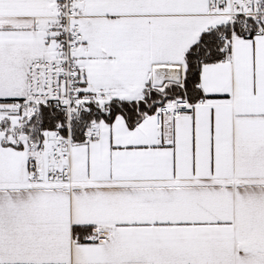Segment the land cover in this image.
Masks as SVG:
<instances>
[{"label": "snow or ice", "instance_id": "obj_1", "mask_svg": "<svg viewBox=\"0 0 264 264\" xmlns=\"http://www.w3.org/2000/svg\"><path fill=\"white\" fill-rule=\"evenodd\" d=\"M0 264H264V0H0Z\"/></svg>", "mask_w": 264, "mask_h": 264}]
</instances>
